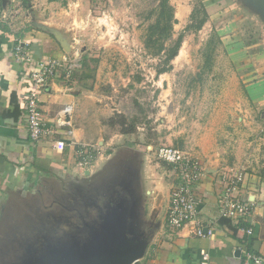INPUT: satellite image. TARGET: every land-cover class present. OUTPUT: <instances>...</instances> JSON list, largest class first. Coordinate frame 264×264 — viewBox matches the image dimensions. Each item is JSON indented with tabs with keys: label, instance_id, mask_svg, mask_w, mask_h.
<instances>
[{
	"label": "rangeland",
	"instance_id": "374dc122",
	"mask_svg": "<svg viewBox=\"0 0 264 264\" xmlns=\"http://www.w3.org/2000/svg\"><path fill=\"white\" fill-rule=\"evenodd\" d=\"M34 1H43L40 13L45 22H40L41 26L60 38L73 62V80L79 83L77 90L89 96L91 118L99 121L108 134L129 137L126 142L143 146L142 151L156 165V180L166 184L169 175H165L163 163L157 161L151 149L174 147L193 156L196 149H186L184 136L225 121L233 109L229 100L243 93L242 85L232 80L228 52L260 43L258 50L264 49V19L240 0H228L237 1L232 10L241 9V15L237 14L241 18L231 28L234 32L225 34L220 19L208 21L197 32H187L172 68L158 75L165 57L152 56L145 48V38L148 27L156 20L152 13L160 0H26L23 6L27 13L37 19L33 10L36 6L31 3ZM203 1L212 12L214 0ZM200 2L170 0L180 18L173 40L190 24V16ZM12 7L18 9L16 5ZM19 25L37 28L26 17ZM169 45L170 41L166 46ZM231 120L230 117L228 121ZM125 130L133 133L123 134ZM131 162L129 178L124 176L129 173L116 167L113 172L87 181L79 178L89 176L55 180L28 197L16 199L15 206H21V210L9 233L11 250L0 245V264H63V246L75 243L82 247L88 233L98 232L102 222L111 220L118 209L125 226L136 225L138 236L147 234L148 230H137L144 218L139 193L130 198L137 200L136 208L126 214L131 218H123L125 214L116 202L108 208L111 200L127 198L137 190L135 184L140 181L135 170H139L140 161ZM124 184L129 185L120 192ZM134 214L138 219L133 220ZM127 235L133 237L129 230Z\"/></svg>",
	"mask_w": 264,
	"mask_h": 264
},
{
	"label": "crops",
	"instance_id": "0c3cea01",
	"mask_svg": "<svg viewBox=\"0 0 264 264\" xmlns=\"http://www.w3.org/2000/svg\"><path fill=\"white\" fill-rule=\"evenodd\" d=\"M25 2L0 0V245L11 250L9 233L16 213L21 210V206H15L16 199L28 197L43 184L46 186L55 180L79 178L76 146L96 144L102 149V155L89 177L79 179L87 181L116 167L129 173L124 175L129 178L131 161H140L139 170H135L140 182L136 181L134 191L135 195L139 193L138 202L144 212L139 227L152 235L146 234L149 246L139 264H202L203 252L209 254L208 264H243L244 250L255 251L264 259V49L258 50L261 43L228 52L232 80L236 79L243 90L238 98L232 96L229 100L233 108L231 115L183 139L186 149L190 146L196 149L192 157L200 161L204 170L196 190L200 200L198 221L212 228L214 233L210 238L200 239L191 234V225L176 232L169 229L167 212L174 181L171 168L163 164L165 175H169L167 184L157 181L159 178L153 172L156 165H152L142 151L143 146L126 142L129 137L108 134L99 121L91 118L89 96L82 93V89L77 90L79 83L67 81L60 74L40 97L43 117L48 124L56 122L65 108L72 106L68 119L71 127H64L61 137L73 144L59 152L51 140L33 142L29 139L25 114L26 96L32 83L30 74L38 62L67 56V50L58 36L48 34L47 28L41 26L40 22H45L40 13L43 1L31 2L36 6L33 10L38 20L27 13ZM234 3L237 1L214 0L212 12L207 10L209 21L220 19L222 31L227 35L234 32L231 28L241 18L237 16L241 9L232 10ZM47 4L53 7L52 3ZM13 5L17 6L16 11ZM25 17L37 27L35 30L19 25ZM176 18L179 22L177 12ZM19 41L27 46L29 62L16 59L15 47ZM67 130L73 132L74 137L66 135ZM228 170H240L245 175L241 198L252 204L250 216L240 224L232 221L231 225L226 224L220 216V174ZM249 229L253 235L246 232Z\"/></svg>",
	"mask_w": 264,
	"mask_h": 264
},
{
	"label": "built area",
	"instance_id": "2783aa9c",
	"mask_svg": "<svg viewBox=\"0 0 264 264\" xmlns=\"http://www.w3.org/2000/svg\"><path fill=\"white\" fill-rule=\"evenodd\" d=\"M16 59L29 62L30 56L23 41H19L15 47ZM62 74L67 81L74 82V65L70 58H51L38 62L31 72V86L26 96V125L29 139L33 142L51 140L59 152L73 142L64 140L61 136L65 132L64 127H71L68 120L73 112L72 106H67L63 116L56 122L48 124L44 120L40 97L47 85ZM66 135L74 137L73 132L66 131ZM149 149L151 147H148ZM102 149L96 145L81 144L76 146V169L79 176H89L94 164L101 157ZM158 162L171 166L173 172V185L171 187V199L167 212V223L172 232H176L191 225L190 232L197 238L206 239L213 236V229L205 227L198 221L199 198L196 190L204 177V170L199 160L193 158L184 150L174 147H159L155 150ZM245 175L240 170H228L220 174L221 191L218 196L220 216L231 220L235 224L246 221L252 211V204L241 198V188L245 183ZM253 235L251 229L246 231ZM204 261L208 264L209 254L203 252ZM243 264H264L262 256L253 251H243Z\"/></svg>",
	"mask_w": 264,
	"mask_h": 264
},
{
	"label": "water",
	"instance_id": "95a60500",
	"mask_svg": "<svg viewBox=\"0 0 264 264\" xmlns=\"http://www.w3.org/2000/svg\"><path fill=\"white\" fill-rule=\"evenodd\" d=\"M239 2L249 6L250 10L252 9L264 19V0H240ZM124 188V185H121L120 192ZM133 191L129 193V196L126 195L127 198L123 196L121 200L117 198L118 194L115 195L117 200L108 201V208L111 209L113 203L116 202L122 213L125 214L123 216L125 218L131 208H136L137 200L130 199L135 195ZM113 212L112 219L105 220V223L102 222L100 228H97L98 232L93 230L88 233L87 241L80 245L82 247H78L75 243L71 247L63 246L65 249L62 250L61 262H64L63 264H139L145 257L149 246L147 235L138 236L139 233L137 234L135 231L136 225L135 227L130 224L125 226L124 221L122 220V222L118 216L119 209ZM136 215H132L133 220L134 218L138 219ZM128 218H131V215ZM139 225L137 230H141ZM128 230L133 237L127 235Z\"/></svg>",
	"mask_w": 264,
	"mask_h": 264
},
{
	"label": "trees",
	"instance_id": "16d2710c",
	"mask_svg": "<svg viewBox=\"0 0 264 264\" xmlns=\"http://www.w3.org/2000/svg\"><path fill=\"white\" fill-rule=\"evenodd\" d=\"M200 6L196 7L191 16L190 24L184 29V31L178 36L176 40H173L174 29L178 24L176 18V9L170 3V0H160L159 5L153 11L152 14H156V20L153 24L148 27L146 38H145V48L152 56H164L163 68L158 70V75L168 72L172 68V62L179 55L180 49L184 42V37L187 32L194 31L197 32L201 30L206 23L209 21V14L204 1L200 0ZM170 41V45L167 42ZM208 55H211L208 54ZM120 117V116H117ZM124 118V117H121ZM111 123V122H110ZM125 123L122 122L121 127ZM111 125V124H110ZM131 130H125L123 134H132ZM164 165L172 168L171 166L163 163ZM224 223L231 225V220H224ZM255 252V251H253Z\"/></svg>",
	"mask_w": 264,
	"mask_h": 264
}]
</instances>
